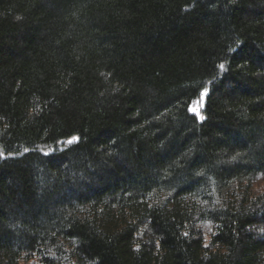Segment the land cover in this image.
<instances>
[{"label": "trees", "instance_id": "16d2710c", "mask_svg": "<svg viewBox=\"0 0 264 264\" xmlns=\"http://www.w3.org/2000/svg\"><path fill=\"white\" fill-rule=\"evenodd\" d=\"M0 152V264H264V0H0Z\"/></svg>", "mask_w": 264, "mask_h": 264}, {"label": "snow or ice", "instance_id": "6c2138e0", "mask_svg": "<svg viewBox=\"0 0 264 264\" xmlns=\"http://www.w3.org/2000/svg\"><path fill=\"white\" fill-rule=\"evenodd\" d=\"M220 67L223 68L224 66L221 64ZM207 92H208V89H206V88L203 89V90L200 92V100H201V101H203V98H204V96L207 94ZM193 103H196V102L194 101ZM189 111L192 112V113H193L198 119H200V120H203V119H204V117L200 115L198 109L193 108V107H190V108H189ZM76 141H78V137L73 136V137H71V138L67 141V143L71 144V143H74V142H76ZM25 151H28V149H25ZM238 155H239V154H238ZM0 156H3V152H0ZM233 159H235V157H233ZM261 231H264V229H261ZM184 235L187 236L188 233H184ZM213 235H214V233H213ZM204 247H205V248H208V247H209V244H208V243H205V244H204Z\"/></svg>", "mask_w": 264, "mask_h": 264}, {"label": "rangeland", "instance_id": "374dc122", "mask_svg": "<svg viewBox=\"0 0 264 264\" xmlns=\"http://www.w3.org/2000/svg\"><path fill=\"white\" fill-rule=\"evenodd\" d=\"M264 181V176H261V177H258V178H256V180H255V184L256 185H258V184H260V183H262ZM264 183H262V185H263Z\"/></svg>", "mask_w": 264, "mask_h": 264}]
</instances>
